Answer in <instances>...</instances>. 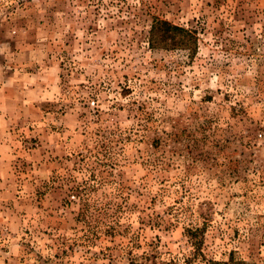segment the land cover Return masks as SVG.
<instances>
[{"label":"rangeland","instance_id":"1","mask_svg":"<svg viewBox=\"0 0 264 264\" xmlns=\"http://www.w3.org/2000/svg\"><path fill=\"white\" fill-rule=\"evenodd\" d=\"M0 264H264V0H0Z\"/></svg>","mask_w":264,"mask_h":264},{"label":"trees","instance_id":"2","mask_svg":"<svg viewBox=\"0 0 264 264\" xmlns=\"http://www.w3.org/2000/svg\"><path fill=\"white\" fill-rule=\"evenodd\" d=\"M150 42L153 46L160 45L166 49L181 48L193 51L197 39L191 30L176 26L168 21L156 19L151 29ZM196 249H198V245Z\"/></svg>","mask_w":264,"mask_h":264}]
</instances>
